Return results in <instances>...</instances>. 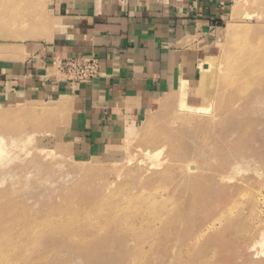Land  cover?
I'll return each mask as SVG.
<instances>
[{
    "label": "rangeland",
    "instance_id": "obj_1",
    "mask_svg": "<svg viewBox=\"0 0 264 264\" xmlns=\"http://www.w3.org/2000/svg\"><path fill=\"white\" fill-rule=\"evenodd\" d=\"M47 1L0 0V70ZM226 10L191 81L113 139L0 88V264H264V0Z\"/></svg>",
    "mask_w": 264,
    "mask_h": 264
},
{
    "label": "crops",
    "instance_id": "obj_2",
    "mask_svg": "<svg viewBox=\"0 0 264 264\" xmlns=\"http://www.w3.org/2000/svg\"><path fill=\"white\" fill-rule=\"evenodd\" d=\"M230 1L48 0L46 25L19 48L15 66L1 65L0 88L68 101L79 142L113 139L191 81ZM92 56L100 75L91 83L70 86L54 76L53 60Z\"/></svg>",
    "mask_w": 264,
    "mask_h": 264
},
{
    "label": "built area",
    "instance_id": "obj_3",
    "mask_svg": "<svg viewBox=\"0 0 264 264\" xmlns=\"http://www.w3.org/2000/svg\"><path fill=\"white\" fill-rule=\"evenodd\" d=\"M54 76L66 85L89 84L99 77V63L95 57H72L53 60Z\"/></svg>",
    "mask_w": 264,
    "mask_h": 264
},
{
    "label": "bare ground",
    "instance_id": "obj_4",
    "mask_svg": "<svg viewBox=\"0 0 264 264\" xmlns=\"http://www.w3.org/2000/svg\"><path fill=\"white\" fill-rule=\"evenodd\" d=\"M144 156L147 157V158H150L151 157V154L149 152H144ZM163 165L164 164L159 163V164H157V168L158 167H162ZM189 168L193 169L194 167L191 166V164H189Z\"/></svg>",
    "mask_w": 264,
    "mask_h": 264
}]
</instances>
